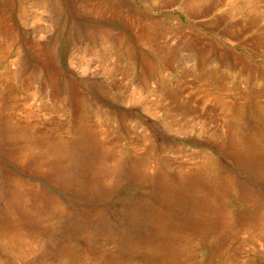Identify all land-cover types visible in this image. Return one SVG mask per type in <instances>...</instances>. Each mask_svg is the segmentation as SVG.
Masks as SVG:
<instances>
[{
    "label": "rangeland",
    "instance_id": "1",
    "mask_svg": "<svg viewBox=\"0 0 264 264\" xmlns=\"http://www.w3.org/2000/svg\"><path fill=\"white\" fill-rule=\"evenodd\" d=\"M193 2L0 0V264H264V0Z\"/></svg>",
    "mask_w": 264,
    "mask_h": 264
},
{
    "label": "bare ground",
    "instance_id": "2",
    "mask_svg": "<svg viewBox=\"0 0 264 264\" xmlns=\"http://www.w3.org/2000/svg\"><path fill=\"white\" fill-rule=\"evenodd\" d=\"M23 1H24V0H21V2H23ZM191 1H192V3H194L193 0H187V2H188V4H187V5H188V9H192V8H193L192 10H195V7H196L197 5L192 4ZM38 5H40V6H48L47 0H41V4H38ZM52 7H53V6H52ZM237 8H238V6H237V4H236V6H235L234 9H237ZM104 9H105V8H104ZM196 9H197V8H196ZM249 20H250V17H249ZM250 22H251V20H250ZM254 22H256V21H255L254 19H252V23H253V24H254ZM102 27H103V26H102ZM105 27H106V26H105ZM15 31H16V30H15ZM15 31H14V32H15ZM8 32H9V31H8ZM8 32H5L4 28H3V27L1 28V26H0V37H5L7 43H8V42H9V43H11V42L14 43V42H15V39H14V37L12 36L14 33L12 32L13 34L10 35ZM15 33H16V32H15ZM8 34H9V35H8ZM139 34H140V33H139ZM26 35H27V34H26ZM21 36H22V35H21ZM16 37H17V36H16ZM174 40H175V39H174ZM137 41H139V40H137ZM142 42H143V41H142ZM28 44H29V43H28ZM28 44H27V45H28ZM34 44H35V43H34ZM39 44H40V43H39ZM120 44H122V43H120ZM159 45H160V44H159ZM32 46H33V45H32ZM22 48H23V47H22ZM111 49H112V48H111ZM133 49H134V48H133ZM16 50H17V48H16ZM31 50H33V49H31ZM35 50H36V49H35ZM108 50H109V49H108ZM108 50H107V51H108ZM162 50H163V49H162ZM17 51H18V50H17ZM109 51H110V50H109ZM164 51H165V50H164ZM168 51H169V49H168ZM170 51H172V49H171ZM132 52H134V51H132ZM13 53H14V52H13ZM32 53H33V52H32ZM37 53H38V52H37ZM37 53H36V54H37ZM39 53H40V52H39ZM42 53H43V52H42ZM33 54H34V53H33ZM120 54H121V52H120ZM155 54H156V53H155ZM208 54H209V53H208ZM208 54H204V55L202 56L201 60L203 61V63H205V61L207 60V58H209V57H208ZM36 56H38V58H39V55H36ZM117 56H118V54H117ZM158 56H159V55H158ZM22 57H23V56H22ZM27 57H28V56H27ZM144 57H145V56H144ZM4 58H5V57H4ZM157 58H160V59H161V56H159V57H157ZM41 59H42V58H41ZM120 59H121V58H120ZM27 60H28V59H27ZM12 61H13V60H12ZM32 61H33V60H32ZM118 61H119V59H118ZM13 62H14V61H13ZM23 62H25V61L23 60ZM1 64L5 65V64H6V61L3 60V61L1 62ZM34 64H37V63H34ZM24 65H25V64H24ZM28 65H29V64H28ZM28 65H27V66H28ZM47 65H48V64H47ZM47 65H46V66H47ZM37 66H38V64H37ZM115 66L117 67V65H115ZM39 67H40V66H39ZM254 67H255V66H254ZM7 68H8V66H7ZM32 68H33V67H32ZM32 68H31V69H32ZM36 69H37V68H36ZM38 69H39V68H38ZM18 70H19V69H18ZM48 70H49V69H48ZM7 72H8V76H12V74H14V73H13L12 71H10V70H9V71L7 70ZM16 72H17V71H16ZM28 72H29V71H28ZM35 72H37V71H35ZM123 72H124V71H123ZM2 73H3V72H2ZM30 73H31L30 75L28 74V75H29V78H28V80H27L26 83H31V80H32L31 78H33V77H34V78H36L37 76H38L39 78L41 77L40 74H37V73L35 74V73H32V72H30ZM129 73H130V72H129ZM246 73H247V72H246ZM21 74H22V73H21ZM46 74H47V73H46ZM124 74L126 75L127 72L125 71ZM250 74L252 75V74H254V73L250 71ZM24 75H25V74H24ZM47 75H48V74H47ZM49 75H50V74H49ZM55 75H57V74H55ZM51 76H52V75H51ZM51 76H50V77H51ZM53 76H54V75H53ZM0 77H2V75H1ZM48 77H49V76H48ZM239 77H240V76H239ZM5 80H6V79H5ZM39 80H40V79H39ZM89 80H90V79H89ZM77 81H78V80H77ZM10 82H11V81H10ZM10 82H9V83H10ZM50 82H51V84H52L53 89L56 88V87L54 86V85H57V83H56L57 81L55 80V78H52V77H51ZM186 82H187V81H186ZM42 83H43V82H42ZM248 83H249V82H248ZM1 84H2V83H1ZM33 84H34V83H33ZM241 84H242V83H241ZM43 86H44V85H43ZM43 86H42V87H43ZM13 87H14V86H13ZM16 87H17V86H16ZM105 88H106V87H105ZM108 88H109V87H108ZM6 89H7V88H6ZM49 89H50V88H49ZM254 89H255V87H254ZM38 90H39V88H38ZM245 90H246V89H245ZM71 91H72V90H71ZM240 91H242V90H240ZM7 92H8V91H7ZM24 92H25V91H24ZM72 92H73V91H72ZM250 92H251V91H250ZM3 93H4V92H3ZM67 93H68V92H67ZM104 93H105V92H104ZM154 93H155V92H154ZM261 93H263V92H261ZM8 94H9V93H8ZM10 94H11V93H10ZM166 94H167V93H166ZM4 95H5V94H4ZM68 95H69V94H68ZM73 95H74V94H73ZM127 95H128V93H127ZM178 95H179V94H178ZM178 95H176V96H178ZM2 96H3V95H2ZM74 96H75V95H74ZM77 96H78V95H77ZM118 96H119V95H118ZM120 96H121V95H120ZM235 96H236V95H235ZM235 96H234V97H235ZM4 97H5V96H3V98H4ZM8 97H11V96H8ZM55 97H56V96H55ZM122 97H123V94H122ZM126 97L128 98V96H126ZM129 97H130V96H129ZM260 97H261V96H260ZM1 98H2V97H1ZM3 98H2V99H3ZM72 98H73V97H72ZM249 98H250V96H249ZM75 99H76V97H75ZM246 99H248V98H246ZM248 100H249V99H248ZM251 100H252V99H251ZM259 100H260V99H259ZM221 101H222V100H221ZM221 101H220V102H221ZM253 101H254V100H253ZM253 101H252V102H253ZM262 101H263V100H262ZM17 102H18V101H17ZM43 102H44V101H43ZM178 103H179V102H178ZM187 103H188V102H187ZM254 103H255V102H254ZM9 104H10V103H9ZM182 104H183V103H182ZM182 104H181V105H182ZM247 104H248V103H247ZM58 105H59V104H58ZM263 105H264V104H263ZM24 106H25V105H24ZM179 106H180V105H179ZM184 106H185V105H184ZM186 106H187V105H186ZM203 106H204V105H203ZM206 106H207V105H206ZM236 106H237V105H236ZM53 107H54V106H53ZM86 107H87V106H86ZM111 107H112V106H111ZM173 107H174V106H173ZM182 107H183V106H182ZM241 107H242V106H241ZM241 107H240V108H241ZM244 107H245V106H244ZM248 107H249V104H248ZM46 108H47V107H46ZM46 108H45V109H46ZM71 108H72V107H71ZM183 108H184V107H183ZM206 108H207V107H206ZM108 109H109V108H108ZM39 110H40V109H39ZM201 110H202V109H201ZM231 110H232V108H231ZM231 110H230V111H231ZM237 110H238V109H237ZM170 111L172 112L171 109H170ZM195 111H197V109H196ZM4 112H6V111H4ZM90 112H91V111H90ZM128 112H129V111H128ZM138 112H139V111H138ZM171 112H170V113H171ZM186 112H187V111H186ZM190 112H191V111H189L188 114H189ZM250 112H251V111H250ZM225 113H226V112H225ZM225 113H224V114H225ZM251 113H252V112H251ZM191 114H192V113H191ZM228 114H229V113H226V115H228ZM240 114H241V113H240ZM253 114H255V113H253ZM85 115H86V114H85ZM203 115H204V114H203ZM234 115H235V114H234ZM244 115H245V114H244ZM250 115H251V114H250ZM223 116H224V115H223ZM241 116H242V115H241ZM248 116H249V115H248ZM253 116H254V115H253ZM225 117H226V116H225ZM256 117H257V116H256ZM193 118H194V117H193ZM235 118H236V117H235ZM240 118H241V117H240ZM246 118H247V117H246ZM231 119H232V118H231ZM249 119H250V118H249ZM15 120H16V119H15ZM22 120H23V119H22ZM193 120H194V119H193ZM225 120H226V119H225ZM235 120H236V119H235ZM237 120H238V119H237ZM241 120H242V118H241ZM241 120H240V121H241ZM251 120H252V118H251ZM256 120H257V119H256ZM18 121H19V120H18ZM248 121H249V120H248ZM261 121H262V120H261ZM22 122H23V121H22ZM245 122H246V121H245ZM259 122H260V121H259ZM263 123H264V122H263ZM224 124H225V123H224ZM244 124H245V123H244ZM151 125H152V124H151ZM221 125H222V124H221ZM236 125H237V124H236ZM256 125H257V124H256ZM63 126H64V125H63ZM77 126H78V125H77ZM79 126H80V125H79ZM35 127H36V126H35ZM59 127H60V126H59ZM229 127H230V126H229ZM231 127H232V126H231ZM253 127H254V126H253ZM37 128H38V127H37ZM37 128H35V129H37ZM39 128H40V127H39ZM60 128H61V127H60ZM43 129H44V128H43ZM239 129H240V127H239ZM30 130H31V129H30ZM50 130H51V129H50ZM231 130H232V129H231ZM37 131H38V130H37ZM40 131H41V129H40L38 132H40ZM45 131H47V130H45ZM52 131H53V130H52ZM236 131H237V130H236ZM32 132H33V131H32ZM34 132H35V131H34ZM47 132H48V131H47ZM41 133H42V132H41ZM29 134H30V133H29ZM38 135H39V133H38ZM95 135H96V134H95ZM59 136H60V135H59ZM52 137H53V136H52ZM31 139H32V138H31ZM84 142H85V141H84ZM241 144H242V143H241ZM7 149H8V148H7ZM8 154H9V153H8ZM31 154H32V153H31ZM29 156H30V155H29ZM22 159H23V158H22Z\"/></svg>",
    "mask_w": 264,
    "mask_h": 264
}]
</instances>
